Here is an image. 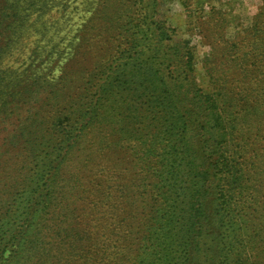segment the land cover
Returning <instances> with one entry per match:
<instances>
[{"label": "trees", "instance_id": "16d2710c", "mask_svg": "<svg viewBox=\"0 0 264 264\" xmlns=\"http://www.w3.org/2000/svg\"><path fill=\"white\" fill-rule=\"evenodd\" d=\"M121 3L106 59L49 78L33 60L1 67L37 0H0V126L13 123L0 141V214L16 225L0 253L16 264H264V0L240 40L211 47L205 79L155 0Z\"/></svg>", "mask_w": 264, "mask_h": 264}, {"label": "rangeland", "instance_id": "374dc122", "mask_svg": "<svg viewBox=\"0 0 264 264\" xmlns=\"http://www.w3.org/2000/svg\"><path fill=\"white\" fill-rule=\"evenodd\" d=\"M41 1L37 0L35 11L26 21L25 35L3 58L2 68L19 72L33 60L39 68L51 66L49 78L58 76L64 68L70 77L81 66L89 74L114 50L115 30L111 23L114 10L125 0H45L44 5ZM155 1L154 16L173 30L172 41L190 40L198 79H205L203 64L211 47L221 48L222 39L240 40L261 4V0H191L188 4L183 0ZM0 127L1 141L13 128V123ZM11 219L0 214V236L3 231L14 232L16 225ZM5 258L10 264H16L15 258H10L6 252L0 253V261ZM33 261V257L27 255L22 263L34 264Z\"/></svg>", "mask_w": 264, "mask_h": 264}]
</instances>
